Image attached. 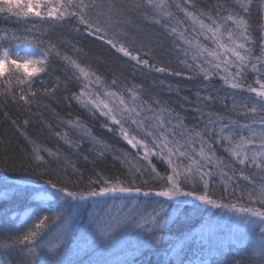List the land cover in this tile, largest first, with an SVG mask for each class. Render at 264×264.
I'll return each instance as SVG.
<instances>
[{"label": "snow or ice", "instance_id": "6c2138e0", "mask_svg": "<svg viewBox=\"0 0 264 264\" xmlns=\"http://www.w3.org/2000/svg\"><path fill=\"white\" fill-rule=\"evenodd\" d=\"M253 8L264 13V0H0V15L19 26L0 28V97L27 105L41 91L54 100L63 87L69 93L65 100L103 117L102 127L118 131L136 149L123 156L113 154L127 167L126 174L108 176L93 168L85 183L75 161L65 156L72 178L53 180L49 169L59 164L62 154L38 146L26 136L33 145L30 170L36 171L46 185L35 191L46 193L39 199L54 203L26 205L32 208L30 224L0 235V255L4 257L0 264H84L73 259L83 249L69 246L76 228L86 241L85 248L100 250L99 257L88 264H134L123 249L120 255L125 258L109 259L116 255L122 235L140 229L150 236L147 246L153 241L160 243V233L170 220L171 202L189 200L230 212L241 225L253 229L252 251L233 257L228 264H264V22L258 19L253 23ZM137 17L166 32L175 51L176 69L151 60L155 54L151 44L132 49L134 39L129 40V30H140ZM61 27L69 29L68 37L55 36ZM21 28L24 33L35 34L20 35ZM85 35L103 41L110 50L122 54L121 58L135 61L133 71L139 67L142 72L176 77L187 73L189 79L202 78L209 83L213 76H219L232 90L254 93L256 99L252 101L249 96L238 101L234 92L232 111L243 115L245 122L229 117L225 123L223 116L206 111L216 102L223 103L220 98L199 92L195 100L185 96L182 99L197 113L194 120L198 123L189 126L186 116L159 94L145 97L142 84L128 86L115 76L108 83L103 72L84 63L90 49L76 37ZM201 38L208 43H202ZM22 45L38 54L21 56ZM57 68L61 75L53 79ZM9 73L16 76L15 88ZM153 86L177 96L181 91L179 84L163 78L154 80ZM61 123L89 138L93 147L88 151H94L96 159L111 151V146L97 141L81 121ZM62 138L70 149H80L68 132ZM215 145L223 147L227 161L217 154ZM43 151L48 153L47 160L41 155ZM153 158L167 167L161 171ZM83 159L89 160L87 155ZM91 163L95 165V159ZM12 166L16 167L14 161ZM216 188L221 189L219 197ZM5 189L0 196L6 202L32 191L7 184ZM88 203L94 210L89 213L88 224L80 226V209ZM174 252V258L156 264H193L182 252ZM199 264L210 261L201 259ZM211 264L221 262L212 260Z\"/></svg>", "mask_w": 264, "mask_h": 264}, {"label": "trees", "instance_id": "16d2710c", "mask_svg": "<svg viewBox=\"0 0 264 264\" xmlns=\"http://www.w3.org/2000/svg\"><path fill=\"white\" fill-rule=\"evenodd\" d=\"M214 2V0H213ZM201 7L204 5L201 4ZM151 14V10L145 9ZM175 11V9H173ZM178 15H182L179 14ZM264 22V13H257L256 9L252 10V21L255 23L257 20ZM137 23L140 25V30L130 29L131 35L129 40L134 39L132 43V49L139 48L141 44L149 45L155 49V54L150 59L154 62L161 63L162 66L176 69L178 67L176 63V56L174 49L171 48L170 38L166 32L156 24H151L143 21L140 17H137ZM19 26L13 21L6 20L0 15V28H7L9 30L16 29ZM33 35L35 33H24L23 29L20 30V35ZM70 35L67 27L57 28L55 30V36ZM76 39L80 40L82 44L87 45L90 49V55L83 59L84 63H90L93 69H99L105 75V79L108 83H111V79L115 76L118 80H123L128 86L132 84H142L144 88V96H152L159 94L163 99L167 100L171 106L175 107L181 115L186 116V123L191 126L193 123H198L194 120L197 113L194 111L191 104L186 103L182 98L187 96L190 100H195L196 93L199 92L201 96L211 94L220 98L223 103L216 102L211 105L210 109L218 115L223 116L224 122L227 123L228 118L239 119L241 123L245 122L243 115L237 116L232 111V94L235 92V99L240 101L251 96L252 101L256 99L255 94H249L241 90H232L224 84L219 76H213L211 83L203 81L202 78L189 79L187 73L182 76H162L159 73H149L147 70L140 71L137 67L133 71V65L135 61H128L127 57H122V54L115 53V50H110V46L105 45L103 41L97 40L95 37L78 36ZM156 41H160L161 44L157 45ZM202 43H208L203 41ZM15 43V41H13ZM29 47L22 45L21 48ZM130 49V50H132ZM147 50L142 49V51ZM142 51L140 54H142ZM69 55H72L69 52ZM171 61V63H170ZM18 76V73L16 74ZM61 75V70L57 68L52 73L53 79ZM40 76H44L43 73ZM7 77L11 79L12 86L15 88L16 76L11 73L7 74ZM165 79L171 81L173 85L179 84L180 93L177 96L175 93H169L166 90L161 91L158 86H153L154 80ZM38 79V77H37ZM47 79V78H46ZM51 86V85H50ZM36 87H39L37 85ZM79 89H77L78 91ZM68 92L63 90V87L55 93V99L49 100L48 97L43 95V92L35 98L31 104L25 105L23 101L19 103L11 101H5L3 97H0V169L7 167L6 171H0V193H3L5 184L15 186L20 189L32 190L22 197H18L14 200L6 202L4 197H0V235H5L8 232H16L21 229L23 220L22 214L29 208L28 204H35L38 195V189L46 187L41 176L34 170H30L29 159L32 152L33 145H30L25 137H29L36 145L51 149L52 151H59L62 154L59 164H53L49 169V175L53 180H60L62 178H72V169L65 165L64 157H68L70 160L75 161L76 167L82 173V181L87 182L89 175L92 174L93 168L95 171H102L108 176L122 175L127 173V167L122 166L120 159H114L113 154L117 156H123L124 153H135L136 149H133L126 140L122 138L120 133L110 132L107 127H102L104 118L99 117L98 114L92 115L88 111H85L75 101H68L64 99V96L68 95ZM19 95V93H17ZM28 120L29 123L25 124L24 121ZM61 120H79L81 121L96 137L97 141L106 143L111 146V151H108L101 159H96V153L89 152L88 149L93 147V143L88 137L81 134V130L70 128L61 123ZM15 121V123H13ZM203 127V125H201ZM68 132L69 138L74 139L79 143L80 149H70L65 144L62 138L63 133ZM60 133L61 135H56ZM247 134V133H245ZM98 146V145H97ZM217 154L222 156L226 161L229 156L224 152L221 145H215ZM41 155L47 160V151L41 152ZM87 155L89 160L85 161L83 156ZM130 158V157H129ZM95 159V165L91 163ZM15 162L16 167L12 166V162ZM153 164H155L161 171L167 167L165 163H161L156 158H153ZM23 165V167H21ZM242 168L243 166H238ZM254 170V169H252ZM251 171V170H246ZM239 176V172H237ZM239 183H245L238 181ZM71 187V186H70ZM215 195L219 197L221 195V189H214ZM108 203H111V198H106ZM141 199H144L141 197ZM246 202V201H245ZM54 202L51 201V204ZM93 205L88 203L86 206L80 209L79 225L85 226L89 221V213L93 211ZM148 211H151L150 209ZM230 216L229 222L234 221L235 215L230 212L210 208L204 205H200L199 202L188 201L180 204L178 202H171L170 205V220L167 222L166 227L161 231L160 243L152 242V246L149 247L145 243L150 239L147 232H142L140 229H135L131 232L124 233L120 239L118 248L115 250L116 255L110 256L109 259L125 258L120 255L121 249L128 255L126 258L130 261H134V264H156L159 260H168L174 258V250L182 252L186 257L193 260L197 254L202 253L203 259H209L210 264L212 260L220 261L221 264H228L233 257H244L246 252H251L253 249L254 240L247 238L246 233L242 238H238L235 233L233 236H228V240L225 247L220 250H213L212 245L204 242L197 234L198 230L204 227L206 224L221 218L223 215ZM247 228V226H246ZM224 232V230H222ZM255 231L258 232V229ZM247 232V230H246ZM253 231H251L252 234ZM248 233V232H247ZM86 241L81 238V232L79 228H76L73 232V236L69 241V246L76 250L82 248L83 251H79L78 255H74L73 259H80L84 264H88L89 260H94L99 257L100 250L91 251L84 247ZM87 253V254H86ZM3 255H0V259H3Z\"/></svg>", "mask_w": 264, "mask_h": 264}, {"label": "rangeland", "instance_id": "374dc122", "mask_svg": "<svg viewBox=\"0 0 264 264\" xmlns=\"http://www.w3.org/2000/svg\"><path fill=\"white\" fill-rule=\"evenodd\" d=\"M21 51V56H27V55H36L38 54L35 49L29 48V47H24L20 49ZM18 75H20L18 73ZM41 195H46V193H38L37 195V200L35 201V204L33 205H38L42 203H48L50 204L51 201H43L39 199ZM1 197V196H0ZM32 212V208H28L24 214H22L21 219L23 220V224L27 225L30 224L31 222V216L30 213ZM230 216H227L226 214L221 216V218H218L208 224H206L204 227L198 230L197 234L199 237L206 243H209V245H212L213 250H220L222 247L226 246V243L228 240V236H233L234 233L238 238H242V236L245 235L248 236L247 238H252L251 229L250 227L243 226L240 224L239 220L237 217H234L233 222H229L227 225V220L229 221ZM224 230V232L222 231ZM247 230V232H246ZM203 259L202 258V253H199L196 255V257L192 260L193 264H199V260ZM209 260V259H208Z\"/></svg>", "mask_w": 264, "mask_h": 264}]
</instances>
